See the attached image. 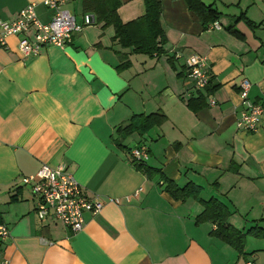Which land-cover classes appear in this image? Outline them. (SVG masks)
I'll list each match as a JSON object with an SVG mask.
<instances>
[{
	"label": "crops",
	"instance_id": "crops-1",
	"mask_svg": "<svg viewBox=\"0 0 264 264\" xmlns=\"http://www.w3.org/2000/svg\"><path fill=\"white\" fill-rule=\"evenodd\" d=\"M59 1L78 21L93 16L63 48L22 58L15 36L0 48V221L10 231L0 264H264V237L247 235L239 253L211 237L214 224L195 223L203 210L196 200H173L160 178L192 183L201 200L221 202L234 229L264 231V114L256 132L236 128L242 80L264 108V0H200L216 12L219 30L206 29L212 22L203 23L185 0H158L160 57L122 49L112 26L101 29L83 12V0ZM117 1L122 23L143 16V0ZM42 2L0 0V20L35 3L38 20L48 22L52 12ZM118 54L129 63L123 70ZM192 54L207 59L213 92L187 86L184 60ZM199 96L205 104L192 111L187 102ZM154 113L165 116L160 126L117 136L130 116ZM142 146L144 164L158 175L131 165L130 151ZM43 164L62 166L103 202L74 236L35 215L36 198L22 178Z\"/></svg>",
	"mask_w": 264,
	"mask_h": 264
},
{
	"label": "built area",
	"instance_id": "built-area-1",
	"mask_svg": "<svg viewBox=\"0 0 264 264\" xmlns=\"http://www.w3.org/2000/svg\"><path fill=\"white\" fill-rule=\"evenodd\" d=\"M42 5L51 10L52 17L48 22L38 20L35 13L36 4H28L20 10L11 21L0 20V48H6L7 39L18 38V51L22 58L36 56L46 46L63 48L70 42L74 33L82 31L88 19L78 21L71 12L62 7V1L43 0ZM208 30H219L216 21L207 25ZM174 57H179L177 54ZM186 68V83L192 92H203L212 80V74L207 59L199 54H192L184 60ZM251 84L242 80L239 84V99L242 111L236 120V128L244 132H256L264 114L261 104L249 98ZM207 104L215 105L212 96H207ZM129 159L144 163L147 157L145 146L134 148L129 153ZM22 184L29 186L36 198L35 215L39 222L48 218L60 222L74 236L85 224V214L96 215L103 207V202L94 196H87L84 188L74 176L62 166L50 167L43 164L35 175L22 178ZM137 194V192H135ZM125 200H129L125 197ZM111 203L119 204V199H109ZM10 239V231L6 224L0 221V258L1 245ZM45 245H53L52 241L42 238ZM5 261H3L4 263ZM244 264H255L252 259Z\"/></svg>",
	"mask_w": 264,
	"mask_h": 264
},
{
	"label": "trees",
	"instance_id": "trees-1",
	"mask_svg": "<svg viewBox=\"0 0 264 264\" xmlns=\"http://www.w3.org/2000/svg\"><path fill=\"white\" fill-rule=\"evenodd\" d=\"M144 14L140 18L129 23H122L117 9L119 2L117 0H83V12L94 15L95 23L101 24V29L112 26L114 36L112 40L118 42L122 49H131L134 54L146 55L149 57H160L164 55L163 45L165 36L160 26V4L158 0H143ZM188 8L194 12L203 23L214 22L216 12L205 6L200 0H185ZM85 19L83 18V21ZM121 64L116 68L123 70L129 66L124 54H118ZM172 59V57L170 58ZM169 59V61H171ZM207 92H213L216 86L211 82L206 87ZM204 99L199 96L196 100L189 99L187 107L192 111L204 106ZM165 121V116L160 113L149 115H132L128 118L126 124L119 126L116 134L120 138H126L133 133L144 135L153 127L160 126ZM119 147H121L119 145ZM131 165L138 171L143 172L147 177L159 173L158 170L147 167L144 163L135 160L130 161ZM158 175V174H157ZM164 185V191L175 201L184 202L187 199L196 200L203 208L202 212L196 217L195 223L210 222L216 228L210 232L211 237L233 247L239 253L243 252L244 241L247 235L253 237H264V231L254 226L242 233L228 223L229 212L227 208L219 201L210 199L203 201L199 198L200 188L187 183L183 187H178L172 181L167 180L160 175Z\"/></svg>",
	"mask_w": 264,
	"mask_h": 264
},
{
	"label": "water",
	"instance_id": "water-1",
	"mask_svg": "<svg viewBox=\"0 0 264 264\" xmlns=\"http://www.w3.org/2000/svg\"><path fill=\"white\" fill-rule=\"evenodd\" d=\"M88 22L92 21L93 20V16H88ZM90 20V21H89Z\"/></svg>",
	"mask_w": 264,
	"mask_h": 264
}]
</instances>
